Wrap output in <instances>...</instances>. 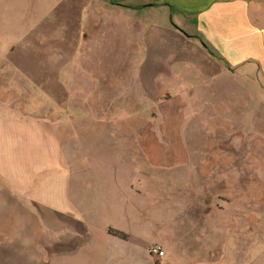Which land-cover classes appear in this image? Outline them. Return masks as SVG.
Wrapping results in <instances>:
<instances>
[{
    "label": "rangeland",
    "instance_id": "rangeland-1",
    "mask_svg": "<svg viewBox=\"0 0 264 264\" xmlns=\"http://www.w3.org/2000/svg\"><path fill=\"white\" fill-rule=\"evenodd\" d=\"M137 2L0 0V264H75L55 205L12 179L49 165L36 187L59 149L60 192L118 188L143 246L169 233L179 262L264 264V69ZM224 202L223 225L202 214Z\"/></svg>",
    "mask_w": 264,
    "mask_h": 264
},
{
    "label": "crops",
    "instance_id": "crops-1",
    "mask_svg": "<svg viewBox=\"0 0 264 264\" xmlns=\"http://www.w3.org/2000/svg\"><path fill=\"white\" fill-rule=\"evenodd\" d=\"M137 3L138 7L150 8L152 13L159 15L160 22L168 19L177 22V26L170 29L177 38L184 40V26L196 22L204 37L226 61L254 60L264 69V0H138ZM59 143L60 130L59 137L53 140L55 146ZM56 152L55 164L59 172L42 177L36 187L32 183H36L37 176L50 170L49 165H41V169L25 178L12 176V179L15 180V193H30L36 199L44 198L52 207L55 205L52 215L60 222V257L71 255L75 264H117L123 260L140 264H194L190 257L188 262L178 261L175 238L169 233H159L155 243L143 246L144 237L129 227L126 213L114 204L118 199L113 197L123 195L118 188L119 192H111L100 186L101 180L88 184L78 181L70 197L68 188L60 192V183L63 187L66 182L60 178V149ZM50 185L58 186L57 191H48ZM226 205L225 202L217 203L202 214L213 212L217 224L223 225ZM135 210L137 218L132 219L134 221L139 215L143 216L137 207ZM254 212L249 209V216L254 217ZM156 244L164 248L165 257L158 259L150 253V248ZM260 254L255 255L256 259Z\"/></svg>",
    "mask_w": 264,
    "mask_h": 264
},
{
    "label": "built area",
    "instance_id": "built-area-1",
    "mask_svg": "<svg viewBox=\"0 0 264 264\" xmlns=\"http://www.w3.org/2000/svg\"><path fill=\"white\" fill-rule=\"evenodd\" d=\"M150 253L158 259L166 255L164 248L158 244L150 248Z\"/></svg>",
    "mask_w": 264,
    "mask_h": 264
},
{
    "label": "trees",
    "instance_id": "trees-1",
    "mask_svg": "<svg viewBox=\"0 0 264 264\" xmlns=\"http://www.w3.org/2000/svg\"><path fill=\"white\" fill-rule=\"evenodd\" d=\"M119 234H121L122 236H125L124 234H122V233H119Z\"/></svg>",
    "mask_w": 264,
    "mask_h": 264
}]
</instances>
